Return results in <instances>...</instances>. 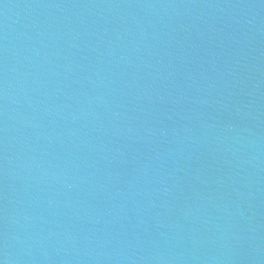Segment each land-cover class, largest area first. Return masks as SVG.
<instances>
[{
  "label": "water",
  "instance_id": "water-1",
  "mask_svg": "<svg viewBox=\"0 0 264 264\" xmlns=\"http://www.w3.org/2000/svg\"><path fill=\"white\" fill-rule=\"evenodd\" d=\"M0 264H264V0H0Z\"/></svg>",
  "mask_w": 264,
  "mask_h": 264
}]
</instances>
